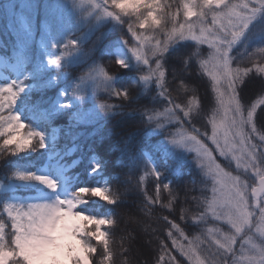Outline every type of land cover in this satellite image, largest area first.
<instances>
[{
    "label": "trees",
    "instance_id": "16d2710c",
    "mask_svg": "<svg viewBox=\"0 0 264 264\" xmlns=\"http://www.w3.org/2000/svg\"><path fill=\"white\" fill-rule=\"evenodd\" d=\"M23 1L26 0H0V55L14 64L20 73V85L25 93L17 106L23 109L26 130L40 133L42 139L54 132L56 138L35 150L29 148L16 154L0 151V182L30 183L32 180L22 181L17 177L32 175L35 170L44 168L52 161L51 157L56 152L67 155L72 149L71 156L79 159L73 190L101 188L110 195L118 194L120 197L114 205L89 198L88 203L77 209L98 218L115 219L113 227H104L101 221L107 220L97 219L100 231L106 234L110 243L107 248L101 246L97 250L92 257L93 264L100 259L105 260V264H122L125 260L128 264H189L185 256L173 246L172 240L186 247L188 239L214 226L210 219L194 226L191 218L182 219L181 211L185 207L192 212L201 211L192 197L202 198L205 184H210V181L201 176L192 156L170 145V139L182 131L195 134V130L201 134L209 129L208 120L214 107V97L207 78L201 75L195 62L188 70L181 72L183 65L175 59V54L186 46L178 44L168 53L163 88L156 86L155 74L151 75L148 82H141L138 74L147 75L148 66L131 58L124 43L127 41L129 47L134 43L127 31V24L106 16L105 6H100L101 10L96 11L94 16L95 19H102L98 25L88 23L79 28L68 17H64L59 20V29H64L59 30L54 27L55 19H42L56 0H27L35 5V22L31 19L32 15L25 16L27 22L18 18L16 6ZM144 2L159 4L165 13L175 15L177 27L184 22L185 11L181 0ZM9 3H13L14 8L7 16ZM195 19L191 17L188 22ZM206 23L211 25L210 16ZM171 26L170 19L164 30ZM157 36L162 39L163 32L158 35L153 33V42ZM49 39L53 41L51 46L46 42ZM259 43L247 41V38L241 40L232 50V55L236 56L232 66L236 67L239 61L242 67H252L249 52L254 51L253 48ZM118 47H122L124 53H118ZM200 51L206 57L209 50L203 45ZM117 59L124 60L127 67L119 68L115 64ZM53 60L57 63H51ZM256 62L261 63L259 56ZM151 66L155 67L154 62ZM101 70L111 76V79H107L108 83L85 82V78L95 72L104 78ZM255 75L252 73V78H247L246 83L264 79ZM181 84L194 88L195 95L185 93ZM113 90H127L130 98L123 101ZM258 94L259 90L250 97L248 103L242 92L240 97L242 102L251 104L260 99L261 94ZM193 98L197 100L199 115L184 118L183 113L179 112L178 123L163 117L166 107L174 104L183 107L188 99ZM11 110H5L3 115L7 116ZM258 114L256 123L259 130H264V109L260 108ZM150 116L152 121L149 120ZM157 123L160 124L159 128ZM146 155L150 156L152 166ZM215 158L222 162L218 157ZM152 171L160 174L159 180L151 174ZM141 177H144L143 181ZM164 184L174 188L178 194L173 211L160 206L168 199ZM8 196L0 194V212ZM149 199L152 203L148 202ZM126 214L144 223L139 225V236L144 239L150 252L147 255L139 252L142 257L140 261L133 255V251L138 250L135 241L137 233L127 227L134 223L127 219L125 221ZM168 221L177 223L188 239L181 238L175 232L170 239L167 235L170 230ZM10 232L6 226V233ZM202 239L205 243L201 248L207 249L210 241L206 237Z\"/></svg>",
    "mask_w": 264,
    "mask_h": 264
},
{
    "label": "snow or ice",
    "instance_id": "6c2138e0",
    "mask_svg": "<svg viewBox=\"0 0 264 264\" xmlns=\"http://www.w3.org/2000/svg\"><path fill=\"white\" fill-rule=\"evenodd\" d=\"M197 3L201 6L193 5L195 14L191 17L196 19L191 23L188 22L191 17L184 13V22L177 27L176 16L169 13L172 26L162 31V39L157 36L153 42V37L150 36L147 41H141L134 38L137 36L134 31L129 30L134 43L129 47L127 42L125 47L137 63L148 66V74L143 76V80L148 82L151 75L155 74L158 88H163L165 84V62L169 59L168 53L178 44L186 46L175 54V59L183 65L181 72L188 70L195 62L201 75L208 80V86L214 97V107L208 120L211 125V135L208 139L229 166L235 165L236 171L233 174L229 168L218 163L205 143L197 138L199 133L195 130H193L195 134L182 132L183 139H177L175 136L170 139V143L195 153L197 162L207 174L205 180L210 181V184H205L206 190L200 199L198 207L201 211L191 217L193 225L206 223L211 217L212 220L228 226L222 212L240 207L241 198H243L245 210L249 215L247 223L243 225L239 233L235 229H230L233 239L226 248L220 247L215 241V229L221 228L219 226L207 227L200 235H194L188 239L177 223L168 221L170 230L167 235L172 239L175 232L179 233L181 238L188 239L186 247L178 245L175 239L172 243L181 255L185 256L189 264H211V261L217 257L222 258L225 264H264V224L261 223V213L264 212V194H258L255 200L252 198V189L260 186L264 181V139H260L256 134L255 123L257 108L264 106V79H259L257 85L261 93L260 99L249 106L242 103L238 93V86L245 84V78H252L253 72L264 78V63L257 64L256 62L257 56H264V0H215L210 6L204 5L203 0H197ZM181 6L184 11L183 3ZM104 14L115 19L108 9ZM209 16L211 17L210 26L206 23ZM245 38L247 41L261 42L253 48L254 51L249 52L252 67H238L239 61H237V66L233 67L236 56L232 55V50ZM203 45H206L209 50L206 57L201 55L200 46ZM223 53H227V56L225 57ZM117 61L127 66L124 60L117 59ZM153 62L154 68L151 66ZM51 63L55 64L57 61L53 60ZM117 66L120 67L119 64ZM101 74L105 79H111L103 70ZM183 86L181 84V87ZM22 90L13 85L0 89V120L12 123L16 121L14 115L5 116L3 113L13 108L18 93ZM114 93L119 95L118 92ZM193 101L197 103L195 98ZM179 112H182L185 118L187 112L185 107L174 104L172 107H166L162 115L170 122L178 123ZM237 112L248 121L245 126L246 132L242 135H237L234 125ZM249 114L250 120L248 119ZM149 120L152 121L151 116ZM12 123L6 124L4 131H10ZM157 127H160L159 123ZM17 178L29 181L35 180L36 176L19 175ZM143 179L144 177H141V181ZM95 195L99 200H107L108 204L113 202L108 191L104 189L103 192H97ZM148 202L152 203L150 199ZM44 206L45 204L29 205L27 208L8 204L3 206V214H7L11 232L6 233L7 221H5L4 230L0 232V252L8 254V264H16L19 260L13 247L16 239L17 218L39 213L44 210ZM3 214H0V219ZM94 217L115 223L114 217ZM182 219H184L183 216ZM202 237L210 241L207 249H202V244L197 242ZM238 242L239 249L237 250L235 246Z\"/></svg>",
    "mask_w": 264,
    "mask_h": 264
},
{
    "label": "clouds",
    "instance_id": "9594fccd",
    "mask_svg": "<svg viewBox=\"0 0 264 264\" xmlns=\"http://www.w3.org/2000/svg\"><path fill=\"white\" fill-rule=\"evenodd\" d=\"M105 7L113 14L114 20H117L123 24H127V31H134L137 36L134 38L140 39L141 41H147L150 36L155 33L162 32L165 27L170 23V18L167 13H165L159 4H154L150 2H144V0H103ZM183 3L184 11L187 16H193L194 10L193 5L200 7L201 4L197 3V0H181ZM204 5L211 4V0H203ZM126 18V19H125ZM140 31L137 32L136 30ZM125 46H127V41H124ZM74 46V45H73ZM226 57L227 53H223ZM135 60V59H134ZM261 63H264V56L260 57ZM115 64H119L121 69L127 67L121 61H115ZM238 67H242L238 65ZM104 71V70H103ZM104 73L108 75L107 71ZM144 74H138V79L141 82L143 80ZM111 77V76H109ZM6 86L0 87V89ZM185 93L191 92L195 95L194 88H188L186 85L181 87ZM113 92H116L113 90ZM117 97L121 98L123 101H127L130 97L127 90L119 91ZM15 104V103H14ZM13 104V106H14ZM187 110L185 118L190 116L199 115L198 105L193 99H188L186 105L184 106ZM16 117L14 123L9 121L0 120V151L7 150L12 154H16L29 148L35 150L36 147H43L42 136L40 133L28 131L27 126L21 121L19 115L12 114ZM8 123H12V129L10 131H4V126ZM248 121L244 120L239 112L236 114V119L234 121L235 129L237 135H242L246 132V124ZM18 125V127H17ZM256 134L260 139H264V130H258ZM11 138V139H9ZM39 141V143H37ZM196 167L200 170L201 176L207 179V174L203 170L201 164L197 162L196 157L193 158ZM155 175L157 180L160 179V174L151 173ZM35 181L42 185H45L50 191H56V184L54 181L48 179L44 176H36ZM164 191L168 195L166 202L161 203V207L169 211L174 210V205L178 199V194L174 188H171L168 184H164ZM103 192L101 188H79L75 192L71 193L68 199H57L54 203L45 204V212L53 211L57 208L67 209L69 203L75 205L72 211L74 212V218L71 223L75 225L77 229L76 236L71 241V247L65 250L63 247L64 241L58 239L54 245L46 246L43 248H33L29 247L27 244L21 243L13 245L15 254L19 257L16 264H93L92 257L97 252V250L103 246L107 248L110 241L107 239L106 234H102L100 231L97 219L83 211H77V209L86 203H88L89 198H95V193ZM258 194H264V181L261 182L260 186L252 189V198L255 200ZM109 196L112 198V204H116L119 200L118 194H112ZM199 197H192V200L199 206ZM235 209H227L222 212L225 218V222L228 224L229 229H235L237 233L241 230L243 225L247 223V216L249 213L245 210V205L243 204ZM108 204L107 200H101ZM183 218H191L196 212H192L189 208L185 207L181 209ZM5 221L0 219V232L4 230ZM104 227H113L115 223L111 221H101ZM261 223L264 224V212L261 213ZM27 231V229H25ZM210 232L212 230H209ZM59 230L54 235H58ZM17 235H22L16 230L15 237ZM233 239V233L230 230H225L223 228L215 229V241L220 247H228ZM198 243L204 244L205 240L200 238ZM0 260L3 264H8L9 257L5 252H0ZM96 264H105V260H98ZM122 264H128L125 260ZM211 264H225V261L217 257L211 261Z\"/></svg>",
    "mask_w": 264,
    "mask_h": 264
},
{
    "label": "rangeland",
    "instance_id": "374dc122",
    "mask_svg": "<svg viewBox=\"0 0 264 264\" xmlns=\"http://www.w3.org/2000/svg\"><path fill=\"white\" fill-rule=\"evenodd\" d=\"M211 2H215V0H211ZM34 6H35L34 4L32 5L27 0L23 2H19L16 6V13L18 18L23 22H27L28 19L25 16L32 15V18L31 17L30 18L33 19V22H35L36 18L34 14ZM13 8H14V4L9 3L8 7L6 8L7 16H10L9 14L13 10ZM99 10L101 9L97 0H56L53 6H50L47 12L42 16V19L43 21H45V19L49 17L55 19L54 27L57 29H59V20H61L64 17L65 18L68 17V19H70L72 23L78 26L79 28L88 25V23L89 24L94 23L95 26V24L98 25L102 21L100 17H96V19L94 18V16L96 15V11ZM191 22L192 21H190L189 23ZM48 29L51 30V27H49ZM61 29H64V27H61ZM46 42L49 46H51L53 43L52 39H49ZM117 50L118 53L120 54L124 53L122 47H118ZM253 73L256 74L255 72ZM99 75H100L99 72L92 73L91 75L85 78V82L88 84L108 83L109 80L102 78ZM19 80H20V74L17 71L16 67L8 60H5L2 57H0V87L13 85L17 89H20L21 87L19 85ZM246 81L247 78H245V84ZM245 84L238 86L239 95L241 94ZM23 93H24L23 90L19 91L17 99L15 101L16 108L8 114V115L10 114L19 115L22 122L24 121L23 110L21 107L17 106V103L20 102V97L23 95ZM260 94L261 93L259 92L258 95ZM249 99L247 100V103L249 102ZM242 103L245 106L250 105L245 102ZM260 108L264 109V106H260L257 108L255 114V123L257 118H259L260 114H258V110ZM248 119L250 120V114ZM262 122H264V118ZM256 127L259 130V126L257 123H256ZM182 132L177 133L175 137L177 139H183V137L181 136ZM210 135H211V125L209 126V129H207L205 132H201V134H199L197 138L200 139L201 142L205 143V145L213 153L214 158L216 156L218 157V159H220L223 162V163L219 162L215 158L218 163H221V165L224 166L225 168H229L233 172V174H235L236 171L235 165L232 164L231 166H229L227 162L222 157L219 156V154L215 150V146L212 145L211 141L208 139ZM55 138H56V133L52 132L50 133V135L47 136V138L42 139V143L43 145H46L47 142H52ZM170 145H173L175 148L180 149V151H183L186 154H190L192 158L196 157L194 152L192 153L188 152L185 149L180 148L172 143H170ZM71 154H72V150H70V152L66 155V157L69 156L68 157L69 160H66L63 154L56 152L51 157L52 161H50L45 168L37 169L32 173V176H44L54 181V183L56 184L55 192L50 191L45 185H42L35 180H32V182L30 183L0 182V194H9L3 206L8 204V205H15V206L27 208L29 205L51 204L54 203L57 199L70 198L71 193L75 192L73 190V184L77 178L76 166L78 165L79 162V159L73 158L72 156H70ZM146 158L148 159V161L152 166L150 156L146 155ZM241 174L243 175V173ZM3 206L1 208L0 214H3ZM73 207H75V205L69 203L66 210L59 208L50 212H45V210H41L39 213L33 214L31 216L18 217L16 230L18 231V233H21L22 235H17L15 239V243L17 245L24 243L27 244L29 247H33V248H43L46 246L54 245L55 242L58 239H60L64 241L63 244L64 249L65 250L70 249L71 241L77 234V229L75 225L71 223V220L74 218L75 215L74 212L72 211ZM2 217L7 221V227H9L11 230L10 221H8L7 214H3ZM126 219L128 221H133L134 224L131 226L127 225V227H130L131 230L136 231V233L138 234L139 233L138 229H140L139 225L144 223L140 219L138 218L135 219L133 216L130 215H127V217L125 216V221ZM208 219H210L214 223V226H219L225 230H230L227 225L221 224L218 221H214L211 219V217H209ZM25 229H27V231H25ZM58 230H59V234L54 235V233H57ZM136 241L138 245L144 244V239L140 237ZM235 247L237 248V250L239 249V242ZM137 248L139 249L138 246ZM133 255L134 257H137L139 261L142 259V257L139 256V253L136 250L133 251ZM0 264H3L2 260H0Z\"/></svg>",
    "mask_w": 264,
    "mask_h": 264
},
{
    "label": "bare ground",
    "instance_id": "6f19581e",
    "mask_svg": "<svg viewBox=\"0 0 264 264\" xmlns=\"http://www.w3.org/2000/svg\"><path fill=\"white\" fill-rule=\"evenodd\" d=\"M258 84H259V81H249V82H247L245 84V86L243 87V89H242L243 97L245 99H249L250 97H252L253 94L256 91L259 90V88L257 87ZM139 235H140V233H139ZM139 235L138 234L136 235V236H138L137 239L140 237ZM137 246L139 247V249L137 248L138 249L137 250L138 253L140 252L141 255H147V254H149L150 248L145 243L138 245L137 244V241H136V247Z\"/></svg>",
    "mask_w": 264,
    "mask_h": 264
}]
</instances>
